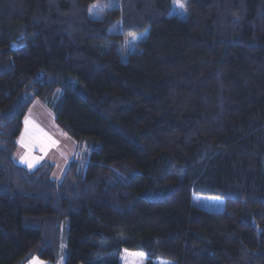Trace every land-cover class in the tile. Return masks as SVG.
Returning <instances> with one entry per match:
<instances>
[{
	"label": "trees",
	"instance_id": "1",
	"mask_svg": "<svg viewBox=\"0 0 264 264\" xmlns=\"http://www.w3.org/2000/svg\"><path fill=\"white\" fill-rule=\"evenodd\" d=\"M106 1L0 0V264L63 226L65 264H264V0ZM35 101L86 150L59 181L17 163Z\"/></svg>",
	"mask_w": 264,
	"mask_h": 264
},
{
	"label": "rangeland",
	"instance_id": "2",
	"mask_svg": "<svg viewBox=\"0 0 264 264\" xmlns=\"http://www.w3.org/2000/svg\"><path fill=\"white\" fill-rule=\"evenodd\" d=\"M182 2L183 7L180 6V0H175V2L172 0V15L180 18L184 17L186 12V0H182ZM118 3L119 0H108L106 2L95 4L90 9L89 16L92 19H96L104 10L115 6ZM143 37L144 35L127 37L125 40V52L130 53L135 51L136 43ZM23 130V133L20 135L22 136L20 144L18 142L19 158L25 162L27 156L24 157V151H27L31 156L27 161H31L33 165L38 166L42 163L52 164L54 167L52 177L55 181H59L62 178L73 157H83V154L86 151L85 147L81 149L72 139L63 134V132L55 125L51 112L43 104H40L37 101L33 103L25 117ZM18 161L20 162V160ZM192 204L205 211H220L222 209V201L217 198L195 195L192 198ZM66 231L67 226H63L61 228L54 264H65L66 262ZM145 261V256L137 252L122 251L119 255V264H145ZM162 261L163 260H158L154 263L161 264ZM27 264L49 263L33 258ZM167 264L170 263L167 262Z\"/></svg>",
	"mask_w": 264,
	"mask_h": 264
},
{
	"label": "crops",
	"instance_id": "3",
	"mask_svg": "<svg viewBox=\"0 0 264 264\" xmlns=\"http://www.w3.org/2000/svg\"><path fill=\"white\" fill-rule=\"evenodd\" d=\"M25 127H26V125H25ZM24 127V128H25ZM24 131V130H23ZM23 133V132H22ZM21 137L22 136H20V138H19V140H18V142H19V144H20V140H21ZM19 156H20V154H19ZM19 156H18V158H17V163L19 162L18 160H20V162L18 163L19 165H21V166H23V167H25V168H27V169H33V168H35V166L37 167V165H33L32 164V162L30 161H27L28 159H30V155L28 154V152L27 151H24V157H26L27 156V160L25 161V162H23L22 160H21V158H19ZM37 164H38V162H37ZM31 165V166H30Z\"/></svg>",
	"mask_w": 264,
	"mask_h": 264
},
{
	"label": "snow or ice",
	"instance_id": "4",
	"mask_svg": "<svg viewBox=\"0 0 264 264\" xmlns=\"http://www.w3.org/2000/svg\"><path fill=\"white\" fill-rule=\"evenodd\" d=\"M174 2H175V0H174ZM180 6L183 7V2H182V0H180ZM30 166H31V165H30ZM161 264H167V262H163V261H162Z\"/></svg>",
	"mask_w": 264,
	"mask_h": 264
}]
</instances>
